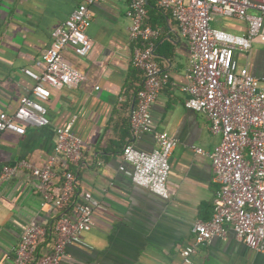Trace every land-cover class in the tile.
<instances>
[{"label":"crops","instance_id":"crops-1","mask_svg":"<svg viewBox=\"0 0 264 264\" xmlns=\"http://www.w3.org/2000/svg\"><path fill=\"white\" fill-rule=\"evenodd\" d=\"M257 1V0H254ZM76 0H0V113H12L34 81L23 73L52 41V31L75 6ZM129 0H97L90 6L87 35L92 47L84 56L71 48L63 58L82 71L86 80L76 87L51 88L44 102L50 123L27 126L24 134L0 133V169L25 159L43 167L55 158L57 174L47 184L30 170L21 169L0 183V264H11L14 249L28 224L46 228L47 237L38 249L51 251L54 220L63 211L43 200L57 197L66 165L56 154L55 129L74 119L72 129L82 141L83 157L70 165L76 177L75 200L91 193L102 209L95 226L83 232L65 249L60 264H186L181 250L192 241L195 220H208L213 213L214 193L211 161L195 153L192 146L212 151L220 136L210 131V121L201 112L188 109V45L176 20L162 10L157 0H147L145 23L159 28L154 55L169 80L151 106L153 127L177 139L169 158V198L163 199L131 180L132 166L123 158V147L132 143L152 150V134L134 137L128 115L143 75L132 65L133 43L128 37L126 16ZM249 12L257 13L254 8ZM212 25L245 33L244 22L216 16ZM235 58L250 72L264 77V37H258L247 53ZM120 166L124 168L121 170ZM59 173V174H58ZM64 210L73 213V207ZM192 264H264V254L239 242L230 229L226 239L214 238L192 255Z\"/></svg>","mask_w":264,"mask_h":264},{"label":"built area","instance_id":"built-area-1","mask_svg":"<svg viewBox=\"0 0 264 264\" xmlns=\"http://www.w3.org/2000/svg\"><path fill=\"white\" fill-rule=\"evenodd\" d=\"M96 1L76 0L68 17L52 31L50 45L32 66L23 68L34 85L12 113H0V133L24 134L27 126L49 125L44 102L51 95V88L76 87L86 80L82 71L63 58V51L71 48L76 55L84 56L91 49L87 29L91 24L90 6ZM157 4L176 20L187 41V85L181 88L188 93L185 106L204 113L210 121V131L220 136L210 152L192 146L195 153L209 157L218 187L211 218L192 224V241L181 250L183 261L192 264V255L199 246L214 238L226 239L230 229L239 242L264 254V77L254 76L248 66L240 65L235 58L237 51L247 53L256 38L264 37V0H157ZM249 8L258 12L251 13ZM146 14L147 0H129L126 16L130 20L128 37L133 43L131 62L143 80L135 91L128 124L134 137L152 134L155 147L142 150L127 143L122 152L132 166V182L167 199L169 158L177 139L153 127L151 106L168 82L169 73L155 59L154 49L161 32L145 23ZM216 16L244 22L245 33L212 25ZM74 119L55 129V151L66 165L61 170L59 195L46 194L42 203H51L63 211L54 220L51 251L38 250L47 237L46 228L28 224L14 249L11 264H60L66 247L95 226V215L102 209L100 202L89 192H82L75 200L76 177L70 165H78L83 152L82 141L72 129ZM54 161L51 157L43 167L25 159L3 165L0 183L27 169L47 184L57 174ZM71 204L74 214L64 211Z\"/></svg>","mask_w":264,"mask_h":264}]
</instances>
